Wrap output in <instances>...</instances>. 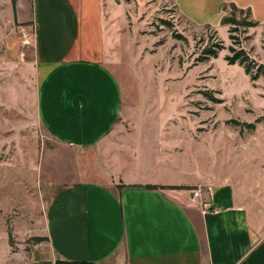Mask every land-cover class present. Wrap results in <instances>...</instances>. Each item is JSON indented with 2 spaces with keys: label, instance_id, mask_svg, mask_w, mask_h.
Returning a JSON list of instances; mask_svg holds the SVG:
<instances>
[{
  "label": "crops",
  "instance_id": "obj_1",
  "mask_svg": "<svg viewBox=\"0 0 264 264\" xmlns=\"http://www.w3.org/2000/svg\"><path fill=\"white\" fill-rule=\"evenodd\" d=\"M173 3L184 20L216 31L231 6L264 23V0ZM127 9L105 0H17L16 20L34 40L28 66L38 123L73 153L72 175L44 209L36 237L47 240L23 264H264V183L249 175L180 183L140 173L122 155L133 114L146 103L134 74L144 48ZM124 112L130 130L120 123Z\"/></svg>",
  "mask_w": 264,
  "mask_h": 264
},
{
  "label": "rangeland",
  "instance_id": "obj_2",
  "mask_svg": "<svg viewBox=\"0 0 264 264\" xmlns=\"http://www.w3.org/2000/svg\"><path fill=\"white\" fill-rule=\"evenodd\" d=\"M108 1L128 7L127 24L144 48L134 74L146 103L133 114V139L122 155L138 163L140 173H168L180 183L219 175H249L248 181L264 183V77L253 82L243 67L225 60L233 46L230 27L215 34L195 26L179 15L173 0ZM227 16L241 24L235 35L242 46L264 64V23L249 27L248 14L233 9ZM28 30L16 20L11 0H0V264L38 257L42 244L34 238L45 206L73 172V153L37 120ZM219 41L225 47L219 57L199 62ZM120 123L131 129L126 112ZM166 136L172 138L169 158L162 151Z\"/></svg>",
  "mask_w": 264,
  "mask_h": 264
},
{
  "label": "trees",
  "instance_id": "obj_3",
  "mask_svg": "<svg viewBox=\"0 0 264 264\" xmlns=\"http://www.w3.org/2000/svg\"><path fill=\"white\" fill-rule=\"evenodd\" d=\"M14 10V15L16 18V4L17 0H11ZM231 9L234 11H241L246 12L248 14V17L250 18V22H248L249 27H258V23L255 22L252 17L250 11H242L237 9L235 6H231ZM222 25L229 26V36L230 39L233 41V46L230 47V56H227L225 60L228 62L229 65H240L244 68L245 73L250 77L251 81L255 82L261 77H264V64L257 63L249 54V52L242 46V43L240 42L239 38L235 35V33L238 32V26L241 25L234 17L227 16L224 17L222 20ZM208 29H213L211 27H206ZM215 34H217V31H215ZM224 42L219 41L217 44L213 45L211 48L206 49L203 52V56L200 58L199 62H205L210 59H217L219 57L220 51L224 50ZM250 130L255 129V124H247L246 125ZM155 188V187H153ZM171 189H177V190H192L194 188L191 187H173ZM47 238H41V237H35L34 241L37 243H41L43 241H46Z\"/></svg>",
  "mask_w": 264,
  "mask_h": 264
},
{
  "label": "built area",
  "instance_id": "obj_4",
  "mask_svg": "<svg viewBox=\"0 0 264 264\" xmlns=\"http://www.w3.org/2000/svg\"><path fill=\"white\" fill-rule=\"evenodd\" d=\"M194 195H195V196H197V195H198V193H197V192H196V193L194 192Z\"/></svg>",
  "mask_w": 264,
  "mask_h": 264
}]
</instances>
